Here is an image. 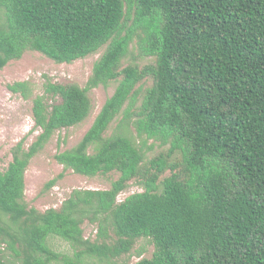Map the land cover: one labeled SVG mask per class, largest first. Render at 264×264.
Listing matches in <instances>:
<instances>
[{"label":"trees","instance_id":"1","mask_svg":"<svg viewBox=\"0 0 264 264\" xmlns=\"http://www.w3.org/2000/svg\"><path fill=\"white\" fill-rule=\"evenodd\" d=\"M101 50L84 87L45 77L32 99L39 133L0 171V264H128L117 259L140 238L154 249L134 264H264V0H0V70L28 51L72 63ZM134 51L144 63L126 62ZM112 84L55 159L117 178L73 190L59 209L29 207L31 160ZM9 88L33 94L26 81ZM130 182L143 191L118 200ZM54 236L74 253L54 250Z\"/></svg>","mask_w":264,"mask_h":264},{"label":"rangeland","instance_id":"2","mask_svg":"<svg viewBox=\"0 0 264 264\" xmlns=\"http://www.w3.org/2000/svg\"><path fill=\"white\" fill-rule=\"evenodd\" d=\"M101 52L102 50L72 63H57L39 52L28 51L21 59L11 61L0 70V171L5 170L12 160V149L17 143L23 141L24 146H28L39 133L32 118V99L42 94L45 77H49L53 82L62 84L75 82L84 87ZM136 56L137 52L134 51L126 62L130 60L145 62L136 59ZM18 81L30 83L33 91L30 98H24L21 93L10 90L9 85ZM114 88L115 84L92 89L89 93L93 103L91 114L82 123L57 132L44 149L31 160L25 173V197L29 207L42 212L49 208L59 209L73 190L108 189L111 181L117 178L116 174L87 177L72 170L64 171L63 166L55 159L58 152L71 148L82 138ZM131 133L135 135L133 128ZM62 172L63 177L58 178L56 183L46 190V183L57 178ZM140 191H143L142 187L130 182L120 193L118 200ZM82 228L85 238L90 240L96 238L97 223L86 220ZM50 239L54 250L66 254L74 253V248L67 241L56 236ZM5 247L6 245L2 244L1 250H4L6 259H11L10 251ZM153 249V245L147 239L140 238L131 251L119 257L117 262L134 264L143 257H150Z\"/></svg>","mask_w":264,"mask_h":264}]
</instances>
